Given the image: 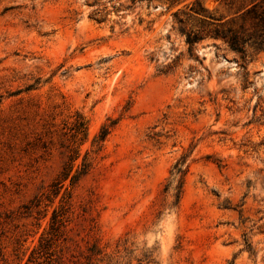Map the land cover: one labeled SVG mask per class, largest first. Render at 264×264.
<instances>
[{
  "label": "rangeland",
  "instance_id": "1",
  "mask_svg": "<svg viewBox=\"0 0 264 264\" xmlns=\"http://www.w3.org/2000/svg\"><path fill=\"white\" fill-rule=\"evenodd\" d=\"M255 3L0 0V264H264Z\"/></svg>",
  "mask_w": 264,
  "mask_h": 264
},
{
  "label": "trees",
  "instance_id": "2",
  "mask_svg": "<svg viewBox=\"0 0 264 264\" xmlns=\"http://www.w3.org/2000/svg\"><path fill=\"white\" fill-rule=\"evenodd\" d=\"M201 10H203V9H201ZM251 13L253 14V17L255 19H257L258 22L264 28V6L258 7V4L255 3L253 5V9H252ZM224 36L228 38L231 48L234 51H236L237 53L241 54L240 57L243 60L247 56L245 46L248 42H250L257 49L264 47V36H256V37L251 36V35L246 36V35H241L240 33H237V32H232L231 30L228 31V33H226ZM200 38L201 37H200L199 33L187 34V40H188V43H190V44L195 43ZM1 101H2V96L0 95V104H1ZM110 128H111L110 126L109 127L106 126V127L102 128V130L100 131L98 136L95 137L94 142H93V144H95V149H94L95 153H98L99 151H101L103 149L104 141L110 133ZM72 129L74 130V134L72 136L75 138L76 137L78 138L80 136V140L83 141V140H85L86 136H88L87 122L82 117V114L77 115V119L73 123ZM79 156H80V149L78 146V147H75L71 150V155L69 156L70 163L66 165L65 169H69V171H71L73 169L74 161ZM183 165H184V160L178 161L176 163V166H175L176 178H178L177 179L178 185H176L174 187V190H176V196L178 197V199H180L182 191H183V182H184L183 179L185 178V174L187 171L186 169H184ZM90 167H91V161L86 156L83 159L82 165L80 166L77 173L75 174V177L79 178V177L86 175L88 173ZM172 183H173V181L171 182V184L168 185V189H170L172 187ZM56 217H58V216L55 215V217L53 219L56 220L57 219Z\"/></svg>",
  "mask_w": 264,
  "mask_h": 264
},
{
  "label": "water",
  "instance_id": "3",
  "mask_svg": "<svg viewBox=\"0 0 264 264\" xmlns=\"http://www.w3.org/2000/svg\"><path fill=\"white\" fill-rule=\"evenodd\" d=\"M261 62H262V66H263V69H264V57H262Z\"/></svg>",
  "mask_w": 264,
  "mask_h": 264
}]
</instances>
